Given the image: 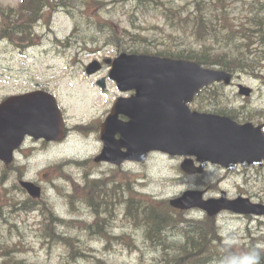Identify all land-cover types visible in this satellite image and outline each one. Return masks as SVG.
I'll return each mask as SVG.
<instances>
[{"label": "rangeland", "instance_id": "rangeland-1", "mask_svg": "<svg viewBox=\"0 0 264 264\" xmlns=\"http://www.w3.org/2000/svg\"><path fill=\"white\" fill-rule=\"evenodd\" d=\"M101 1L93 0L88 12L92 18H87L81 17L79 10L65 7L63 1L52 0L54 12L50 14L53 10L47 8L41 11L33 44L27 46L8 39L0 40V101L8 95L36 89L50 90L60 100L68 126L91 122L89 127L95 129L96 121L105 119L116 99L131 92H121L116 83L108 78L110 68L107 65L100 72L89 75L86 71L88 64L94 60L113 58L123 50L131 52L139 49L143 52L147 49L156 53L168 44L182 48L190 39L197 41L192 21L183 22L175 18L172 19L176 22L174 26L167 21V13L162 7L172 8L171 0ZM20 2L0 0L5 8H17ZM209 2L217 8V15L236 24L254 17V11L264 15V0H244L238 4L230 0ZM175 5L180 7L178 10L182 16L199 7L197 0H175ZM100 21L104 24L101 25ZM111 28L118 33V37L110 35ZM223 35L220 31V43ZM255 59L262 63L256 67L259 75L237 72L230 86L218 85V94H221L220 106L234 109L241 115L251 112L257 115L252 121L259 123L264 122V60ZM105 76L107 88L103 90L97 81ZM238 83L252 87V95H240ZM196 101L197 106L207 103L200 99ZM258 111H263L261 116ZM239 120L244 118L241 116ZM102 148L99 129L90 135L70 131L64 141L48 145L28 138L23 150L17 154L14 167L25 175L23 179L36 181L42 186L43 199L49 200L55 212L64 219L94 221L89 207H86L88 214L79 216L81 210L74 212L71 207L73 198L68 196L74 191L78 194L82 192L81 185L86 175L90 179L93 176L109 178V175L113 178V173H117V178H109L106 182L101 180L98 185L107 183L124 199L128 196L125 185L129 179L135 191L155 198H174L189 189L204 190L205 197L210 198L219 196L225 190L231 198L246 196L254 202L264 203V165L240 167L235 171L212 165L205 174L187 175L181 169L182 157L162 152L152 153L146 162H126L121 167L95 163L93 159ZM86 159L89 162L85 165L74 162ZM16 168L9 169L0 161V264L6 259L8 251L31 264H99L92 257L100 258L107 264H164L162 247L159 244L150 245L141 229L130 227L123 211L119 218L126 223L118 224L113 234L126 233L124 241L114 240L110 247H107L106 239L87 236L78 228L72 235L76 239V248L84 249L86 257H76L78 254L63 243L50 242L41 234L42 217L39 211L24 208V203L29 204V195L18 187L20 181ZM7 169L8 176L3 183L1 178ZM74 201L76 206L82 207L78 199ZM184 215L203 218L205 211L190 209ZM217 223L220 234L229 242H248L252 237L261 242L264 237V216L224 211L218 215ZM169 228L171 238L182 242L183 235L172 229L174 227ZM65 229L61 227L59 231L65 232Z\"/></svg>", "mask_w": 264, "mask_h": 264}, {"label": "water", "instance_id": "water-1", "mask_svg": "<svg viewBox=\"0 0 264 264\" xmlns=\"http://www.w3.org/2000/svg\"><path fill=\"white\" fill-rule=\"evenodd\" d=\"M106 62L112 63L109 76L118 88L135 93L119 97L102 124L104 147L96 161L117 165L125 160L145 161L150 152L159 150L187 156L182 168L188 174L203 173L209 162L228 170H235L239 164H264V124L239 123L230 116L190 108L189 103L203 87L216 81L230 84L232 73L195 61L149 54L122 53ZM101 67L96 60L87 70L94 73ZM105 81H99L103 88ZM251 91L250 87L240 86L241 94L250 95ZM26 135L49 141L64 138L62 113L52 93L36 90L11 95L0 103V158L10 163ZM22 185L31 195H41V187L35 183L22 181ZM203 194L188 190L170 202L181 209L201 207L210 216L222 210L264 214V203L249 197L230 199L223 191L220 198L204 199Z\"/></svg>", "mask_w": 264, "mask_h": 264}, {"label": "trees", "instance_id": "trees-1", "mask_svg": "<svg viewBox=\"0 0 264 264\" xmlns=\"http://www.w3.org/2000/svg\"><path fill=\"white\" fill-rule=\"evenodd\" d=\"M61 1H63L65 7L79 10L81 17L92 18L88 12L91 11L93 0H68V4L65 0ZM209 1L197 0L199 7L194 11H189L185 18V20L194 23L196 42L190 39L187 46L182 48L168 44L156 53L175 58L196 60L205 66H220L235 72L259 75L256 72V67L262 63H259L255 57L260 61L264 60V15L256 11L254 17L247 18L246 22L236 24L234 21L230 22L217 15L215 12L217 8L211 5ZM51 2L52 0H21L17 8L13 6L5 8L0 4V39L5 38L18 44H33L34 23L41 17L43 9L48 8L54 11V4ZM101 2L105 4L104 1ZM230 2L235 3L234 0H230ZM179 8L173 5L172 8L162 7V10L167 13V21L172 22L173 26L176 22L172 19L182 20ZM185 20L183 19V22H187ZM95 23L98 25L96 20ZM100 23L101 25L104 24L101 21ZM105 24L110 26L107 22ZM220 31L224 33L221 43ZM109 33L113 37L119 36L112 28ZM193 44L197 46L195 47ZM132 51L140 52L141 50L133 49ZM142 51L149 52L147 49ZM218 92L219 86L216 85L205 88L200 95H205L210 100H216ZM210 108L217 110L215 105L210 106ZM219 112L229 114L235 119H241L242 116L244 121H252L257 116L251 112L248 114L244 112L241 115L226 106H220ZM262 112L258 111V115L261 116ZM89 130L90 127L88 126L84 129V132H89ZM88 162L89 160L81 161L78 162V165H85ZM8 167L9 169L14 168L13 165ZM5 175L8 176V169L5 171ZM117 177L113 176V178ZM109 178L110 180L113 179L110 176ZM109 178L90 179L86 175L81 185L82 192L80 194L75 191L68 193L69 198H73L71 201L72 209L75 205L74 199H78L86 207L91 208L94 221L89 223L85 220L80 221L78 218H61L64 225L72 228V226H77L79 221L80 226L78 228L81 231L87 236L106 239L107 247H110V243L114 240L121 239V241H124L123 236L126 233L114 235L112 227L113 216H119L120 212L123 211L130 227L141 229L147 241L155 245L159 244L162 247V256H164L162 261L164 264H264V247H261L264 244L263 236L261 242L253 237L248 242H229L226 237L220 234L215 218L207 216L204 218H189L182 211L171 207L166 199H154L138 194L129 179L125 185L128 196L124 199L121 193L117 194L112 187L107 186V183L98 185L101 180L106 182ZM1 180L4 181L5 176ZM28 202L29 204L24 203V208L38 210L42 216L40 228L44 238L55 244H65L67 248L72 249L74 254H78L76 257L79 255L82 257L87 256L84 249L76 248L75 237L67 236L66 232L61 233L59 229L50 223L55 215L54 207L50 202L44 199L39 202L30 197ZM56 217L59 221L60 217ZM106 221H109L110 224ZM169 227H174L172 229H177L178 233L183 235L182 242H177L171 238L169 233L171 228ZM92 259L95 263L107 264L100 258L95 259V257H92ZM1 264L31 263H27L26 260L8 251L6 259Z\"/></svg>", "mask_w": 264, "mask_h": 264}, {"label": "bare ground", "instance_id": "bare-ground-1", "mask_svg": "<svg viewBox=\"0 0 264 264\" xmlns=\"http://www.w3.org/2000/svg\"><path fill=\"white\" fill-rule=\"evenodd\" d=\"M235 1V3L236 4H238V3H240L241 1L240 0H234ZM171 4L174 6V7H176V5H175V1L174 0H172L171 1ZM223 106V105H222ZM76 132H78V133H80L79 131H76ZM113 176L115 177V176H118L117 175V173H113ZM75 202V201H74ZM73 202V203H74ZM78 203H80L81 204V202H78ZM76 202H75V205H74V207H73V211L75 212V211H79V210H81L80 212L81 213H79V216H81V214L83 215V213L84 214H88L89 212H88V210H86V205L84 204V203H82V207L80 206V207H78V206H76ZM76 208V209H75ZM75 209V210H74ZM89 211L91 212V208L89 209ZM92 213V212H91ZM56 216H58L59 217V215L57 214V212H55V215H54V219L52 220V221H50V223L51 224H53V225H55V227L57 228V229H60L61 227H65L66 229H65V232H66V234H68L67 236H73L72 234V232L74 231V230H76L80 225H77V226H72V228H68L66 225H64L63 224V222H62V220H61V217L59 218V221H58V219H57V217ZM80 221H84V219H82V220H80ZM86 221V220H85ZM112 221H113V225H112V227H113V229H116L117 227H118V224H121V219L119 218V216H113V218H112ZM108 224H110L109 223V221H106ZM81 223V222H80ZM90 223V222H89ZM77 224H79V221L77 222ZM79 229V228H78ZM70 230V231H69ZM69 231V232H68ZM150 245H154V246H156L154 243H151L150 242Z\"/></svg>", "mask_w": 264, "mask_h": 264}, {"label": "flooded vegetation", "instance_id": "flooded-vegetation-1", "mask_svg": "<svg viewBox=\"0 0 264 264\" xmlns=\"http://www.w3.org/2000/svg\"><path fill=\"white\" fill-rule=\"evenodd\" d=\"M96 123H98V120L96 121Z\"/></svg>", "mask_w": 264, "mask_h": 264}]
</instances>
